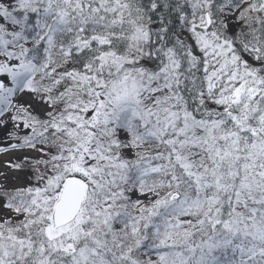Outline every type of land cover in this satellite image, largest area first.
Returning a JSON list of instances; mask_svg holds the SVG:
<instances>
[{"label":"snow or ice","instance_id":"1","mask_svg":"<svg viewBox=\"0 0 264 264\" xmlns=\"http://www.w3.org/2000/svg\"><path fill=\"white\" fill-rule=\"evenodd\" d=\"M0 264H264V0H0Z\"/></svg>","mask_w":264,"mask_h":264}]
</instances>
